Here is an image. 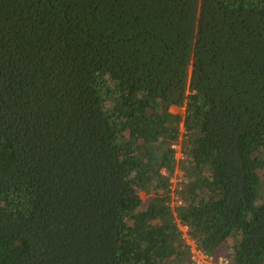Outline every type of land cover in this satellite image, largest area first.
Returning <instances> with one entry per match:
<instances>
[{"label":"trees","instance_id":"16d2710c","mask_svg":"<svg viewBox=\"0 0 264 264\" xmlns=\"http://www.w3.org/2000/svg\"><path fill=\"white\" fill-rule=\"evenodd\" d=\"M180 124L188 237L264 264V0H0V264H192Z\"/></svg>","mask_w":264,"mask_h":264},{"label":"clouds","instance_id":"9594fccd","mask_svg":"<svg viewBox=\"0 0 264 264\" xmlns=\"http://www.w3.org/2000/svg\"><path fill=\"white\" fill-rule=\"evenodd\" d=\"M181 131V132H180ZM183 133H184V130H183V127L182 125L180 124V128H179V136L177 138L176 141H174L172 144H170L169 148L174 152V161L177 163H181L182 165V161L184 160L185 158V154H184V151H183V148L181 147V140L183 138ZM177 160V161H176ZM177 169L183 171V168L180 166L177 167ZM176 170V169H175ZM174 173V172H173ZM181 179H182V184H181V188L180 189H175L174 190V193H171V202L169 204V208L171 209L172 211V216H173V224L176 228V232L178 234V237H179V240L180 242L182 241L183 245H184V248H187L189 250V259L190 261L192 262V264H195L192 260H191V254H190V247L186 244V241H185V238H183L184 236L189 240V241H192L198 248V244L191 240L189 237H188V230H189V227H187V225L183 224L180 222V220L177 218V213H176V209L178 207H181L184 205V202H182L180 200V196H178V193L182 190V186L185 182V177L184 176H181ZM170 178H169V182H170ZM178 185V183L176 184ZM175 194V196L177 197L176 199L173 197V195ZM182 227H186L187 228V232L186 234L183 233V231L181 230ZM200 249V248H199ZM201 250V249H200ZM213 256V255H211ZM217 257H224L223 255H215ZM225 259H227L226 257H224ZM228 260V259H227ZM229 262V260H228ZM230 264V262H229Z\"/></svg>","mask_w":264,"mask_h":264},{"label":"built area","instance_id":"2783aa9c","mask_svg":"<svg viewBox=\"0 0 264 264\" xmlns=\"http://www.w3.org/2000/svg\"><path fill=\"white\" fill-rule=\"evenodd\" d=\"M177 182L178 185H176ZM181 184V179L177 181L170 180L169 188L171 189L172 193H174L175 189H180ZM173 197L175 199L177 198L175 194L173 195ZM181 230L184 234H186V227H182ZM183 238H185L186 244L190 247L191 260L195 264H229L228 260L224 257H217L205 254L204 252H201V250L192 241H189L185 236Z\"/></svg>","mask_w":264,"mask_h":264},{"label":"rangeland","instance_id":"374dc122","mask_svg":"<svg viewBox=\"0 0 264 264\" xmlns=\"http://www.w3.org/2000/svg\"><path fill=\"white\" fill-rule=\"evenodd\" d=\"M169 112L170 113H172V114H175V115H183V113H184V108L183 107H170L169 108ZM181 132V131H180ZM182 147V146H181ZM177 161V160H176ZM179 162V161H178ZM176 163L175 162V164H174V168L176 169V170H174V173L172 174V176L170 177V179L171 180H173V181H177V180H180L181 179V176H184L185 177V175H186V173H185V167L183 168L182 167V165H181V163ZM182 167L183 168V170H184V172L183 171H181V170H179V169H177V167ZM257 173L259 174V173H262V174H264V172L263 171H257ZM204 174V176L205 177H209V172H204L203 173ZM262 174H259V176H261L262 177ZM182 180V179H181ZM264 180V177H262V181ZM178 183V182H177ZM140 197L142 198V200H147V199H150V197H151V195L149 194V195H147V194H140Z\"/></svg>","mask_w":264,"mask_h":264}]
</instances>
